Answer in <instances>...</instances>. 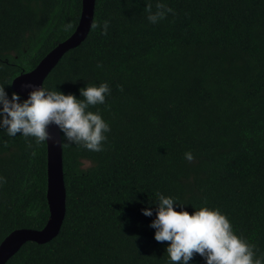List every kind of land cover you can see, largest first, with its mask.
Listing matches in <instances>:
<instances>
[{"label":"trees","instance_id":"16d2710c","mask_svg":"<svg viewBox=\"0 0 264 264\" xmlns=\"http://www.w3.org/2000/svg\"><path fill=\"white\" fill-rule=\"evenodd\" d=\"M157 2L173 12L151 24L145 8L155 12ZM81 8L82 0H0V85L9 96L14 78L73 34ZM93 23L101 27L42 87L80 98L87 84H109L105 104L89 109L110 125L104 150L62 144L60 232L6 264H169V242L149 226L157 193L190 214L220 209L264 257V0H95ZM0 176V243L41 230L46 143L0 130ZM190 264L205 262L197 254Z\"/></svg>","mask_w":264,"mask_h":264},{"label":"clouds","instance_id":"9594fccd","mask_svg":"<svg viewBox=\"0 0 264 264\" xmlns=\"http://www.w3.org/2000/svg\"><path fill=\"white\" fill-rule=\"evenodd\" d=\"M156 11L148 3L145 11L147 20L156 24L172 13L173 9L157 2ZM92 27H101L93 23ZM109 21L102 25V35H107ZM102 67V65H97ZM28 89L27 97L12 92L9 96L5 86L0 85V130L9 137L18 134L33 138L37 145L52 141L58 144H73L88 151L104 150L106 133L110 125L102 118L99 110L93 112L90 106L103 105L111 95L107 82L91 84L79 90L80 98L58 90L33 84L23 85ZM121 86V91H122ZM55 125L62 135L53 137L48 129ZM185 159L191 162L194 156L186 152ZM5 178L0 176V185ZM155 218L149 225L155 229L157 242H169L166 247L169 264H190L199 255L205 264H264V257H258L256 246L238 235L226 214L218 208L207 206L194 209L190 214L176 198L157 193ZM175 206V207H174ZM179 210H176V209ZM142 214L153 216L151 208L142 209Z\"/></svg>","mask_w":264,"mask_h":264},{"label":"water","instance_id":"95a60500","mask_svg":"<svg viewBox=\"0 0 264 264\" xmlns=\"http://www.w3.org/2000/svg\"><path fill=\"white\" fill-rule=\"evenodd\" d=\"M95 0H82L81 14L73 34L51 50L30 72L14 78L11 88L27 97L28 89L23 85L43 86L45 78L58 64L63 55L80 45L87 37L93 22ZM49 133L59 139L61 132L55 125H49ZM46 200L49 217L41 230L19 229L11 232L0 243V264H6L28 242L39 245L52 241L60 232L66 213V189L64 184L62 144L46 142Z\"/></svg>","mask_w":264,"mask_h":264}]
</instances>
